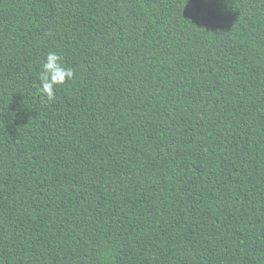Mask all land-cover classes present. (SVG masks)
Returning <instances> with one entry per match:
<instances>
[{"label": "trees", "instance_id": "1", "mask_svg": "<svg viewBox=\"0 0 264 264\" xmlns=\"http://www.w3.org/2000/svg\"><path fill=\"white\" fill-rule=\"evenodd\" d=\"M0 264H264V0H0Z\"/></svg>", "mask_w": 264, "mask_h": 264}, {"label": "clouds", "instance_id": "2", "mask_svg": "<svg viewBox=\"0 0 264 264\" xmlns=\"http://www.w3.org/2000/svg\"><path fill=\"white\" fill-rule=\"evenodd\" d=\"M74 71L66 67L63 57L55 51H49L38 73L39 91L47 101L56 99L57 87L64 85L67 81L73 79Z\"/></svg>", "mask_w": 264, "mask_h": 264}]
</instances>
